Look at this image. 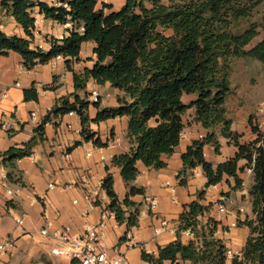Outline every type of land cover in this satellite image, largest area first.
Segmentation results:
<instances>
[{
    "label": "trees",
    "instance_id": "obj_1",
    "mask_svg": "<svg viewBox=\"0 0 264 264\" xmlns=\"http://www.w3.org/2000/svg\"><path fill=\"white\" fill-rule=\"evenodd\" d=\"M145 1L127 0L119 10L106 13L104 7L108 4L97 8L98 0H67L61 5L43 0H1V7L21 24L26 36L9 35L0 29V53H20L28 69L62 55L67 69L73 72L76 91L84 89L93 78L99 84L110 82L125 92L118 97L117 106L100 107L96 101L94 104L99 110L93 121L129 117L127 136L131 147L112 160L113 165L121 168L127 195L123 201L118 197L109 166L102 184L110 198L108 207L127 228L138 225L141 214L140 204L131 196L145 190L134 184L139 174L137 162L156 169L167 166L162 155L175 151L185 128L183 116L195 106V118L208 132L194 139L182 153L183 167L177 174L179 184L187 185L194 169L201 166L207 177L206 188L218 184L225 176L233 177L235 186L241 187L243 179L239 171L252 167L249 196L254 216L238 221L239 225L250 228V235L242 255L230 261L231 264H264V148L260 144L264 134L250 117L252 129L258 135L252 141L241 142L242 134L233 130L224 106L231 90L234 60L253 57L264 63V36L247 48L259 35L260 26L264 27V14L262 21H252L241 31L235 29L242 20L251 19L262 0H169L168 3L148 0L151 7L146 6ZM35 8L47 18L61 23L74 22L69 36L51 39L48 51L32 47ZM81 26L83 31H80ZM89 40L96 43L97 60L93 67L78 73L73 63L79 59L83 42ZM32 91L35 93L34 89L26 90L27 95ZM184 93L195 94L196 99L185 103ZM89 105L90 101L78 94L73 102L65 99L43 118L36 129L38 135L23 146H12L0 154L2 163L6 168H16L17 160L32 154L38 137L44 138L45 124L52 114L72 110L81 117L84 139L106 146L108 143L90 128ZM219 135L228 138L238 149L234 156L215 165L206 158L204 147L209 144L220 152ZM81 143L76 141L74 147ZM241 160L246 161L242 166ZM8 178L19 181L11 173ZM206 191L200 190L197 199L184 204L176 239L159 245L157 255L143 249L144 260L153 264L179 260H190L192 264H228L227 245L217 235L219 221L211 215L205 224L200 221L212 206V203H202ZM186 229L191 230V236L185 237Z\"/></svg>",
    "mask_w": 264,
    "mask_h": 264
},
{
    "label": "crops",
    "instance_id": "obj_2",
    "mask_svg": "<svg viewBox=\"0 0 264 264\" xmlns=\"http://www.w3.org/2000/svg\"><path fill=\"white\" fill-rule=\"evenodd\" d=\"M43 1L51 5H61L67 0ZM126 1L98 0L97 8H103L104 4H108L104 9L109 13L122 8ZM151 6L149 2L148 7ZM0 16L7 18L6 23L0 18V29L9 35L26 36L21 24L1 7V0ZM35 18L33 48L48 51L52 45V38L67 37L74 28V22L71 20L61 23L47 18L38 8H35ZM83 30L84 27L81 26L80 31ZM95 46L93 40L83 42L79 59L73 63L76 72L82 73L86 67H93L97 60ZM65 60L64 56L59 55L47 63H38L28 69L24 66L20 53L16 51L0 53V154L12 146H23L38 135L36 129L43 118L53 108L62 105L65 99L73 102L75 94L90 101L87 110L90 128L97 131V136L108 144L101 147L92 139H84L81 131H78L82 130V121L77 112L52 114L45 124L44 138L38 137L32 154L17 160L16 168H6L7 176L11 173L19 181L15 182L8 178L5 183L0 180V240L10 236L17 239L15 248L1 255L0 264H79L76 259L52 252V249L59 245L53 233L68 227L72 234H83L88 224H95L101 220L104 208L110 203V198L102 187L108 172L107 166L114 175V187L120 200L123 201L128 192L121 168L113 165L112 160L116 154L126 152L131 147L127 136L129 117L124 115L100 122L93 121L99 108L90 95L91 90L97 88L100 92L98 99L100 107H107L117 106L118 97L124 96L125 92L110 82L99 84L93 78L89 79L84 89L76 91L73 72L67 69ZM237 60L233 62L230 75L233 93L229 96L230 100L234 97L236 103L232 106L236 108H228L227 116L232 120L233 130L242 134L241 142H248L254 140L258 134L253 131L250 121L247 125L245 120L247 116L252 117L253 123L264 134V110L263 112L259 110L262 106L264 108V93L260 91L255 97L252 88L246 85L244 71L248 70V66L251 67V64L247 65L251 61ZM237 75L245 79L242 88L244 90L236 88ZM99 85H105L104 88L110 87L111 96H104V90H100ZM30 89H34L35 93L32 91L27 95L26 90ZM248 97L249 101L246 100ZM195 99V94H183L185 103ZM243 101L250 106L245 107ZM249 108L250 111L247 110ZM250 112L254 114L250 116ZM195 116V107L189 108L183 116L185 128L179 145L172 154L162 155L167 166L156 169L146 166L142 161L137 162L139 174L134 184L143 187L145 192L133 195L131 199L140 204L139 224L127 228L126 223L120 224L115 216L109 219L108 235L103 245L110 255L123 252L131 264H153L143 259L142 250L157 255L159 245H166L177 237L176 230H167L155 235L153 225L163 217L178 223L184 204L197 199V193L202 189L207 190L202 203L205 205L212 203L215 207L211 210V216L219 221L218 229L222 231L217 235L224 239L227 248L243 252L250 228L239 225L238 221L248 216L253 217L252 202L245 185L236 187L234 178L225 176L218 184L206 188L207 177L201 166L194 169V175L187 185L179 184L177 174L183 167L182 153L194 139L201 138L208 132L201 122L195 120ZM239 118H243V125L237 124ZM2 122L7 123V129H2ZM219 139L220 153H217L212 145L204 147L206 158L215 165L234 156L238 149L233 143H229L228 138L219 135ZM76 141L82 143L74 147ZM89 151L91 155H88ZM102 155L105 156L104 160L101 158ZM245 163V160H241L240 166ZM248 168L249 166L239 171L244 184L247 181L253 183L252 172H249ZM201 171L203 176L200 177ZM50 183H55V187H50ZM7 186L17 192L15 203L9 204ZM238 189L241 190L243 200L249 201L251 207L249 211L244 206L235 204L234 194ZM98 195H104L105 198L101 199ZM154 196L158 197V203L152 208L150 199ZM222 196L228 198L224 203L226 213L217 212L218 202ZM23 212L26 213L24 221L18 224L17 218ZM45 227L49 229L48 236L41 234ZM223 229L226 231L223 232ZM231 263L229 259L228 264ZM165 264L192 262L179 260L174 263L167 261Z\"/></svg>",
    "mask_w": 264,
    "mask_h": 264
},
{
    "label": "built area",
    "instance_id": "obj_3",
    "mask_svg": "<svg viewBox=\"0 0 264 264\" xmlns=\"http://www.w3.org/2000/svg\"><path fill=\"white\" fill-rule=\"evenodd\" d=\"M91 98L93 101H98L100 92L97 88L91 90ZM6 96V94L4 95ZM264 108L261 107L260 111L263 112ZM69 113L74 114L76 111L72 110ZM35 115V114H34ZM2 129H7L8 125L6 122L1 123ZM81 131V130H78ZM260 144L264 148V135L260 141ZM92 153L89 151L88 155ZM103 160L105 156L101 157ZM0 156V180L5 183L8 181V176L6 174V167L1 161ZM252 172V167L247 169ZM50 187H55V183H50ZM174 190V188H171ZM99 194V192H98ZM7 195L9 202L15 203L17 192L10 186H7ZM99 196V195H98ZM101 199L105 198L104 195L99 196ZM226 196H222L218 202V209L220 213H226L227 209L225 206V201H227ZM158 203V197L154 196L150 199V205L154 208ZM26 213L23 212L18 218L17 223L22 224L24 221ZM116 217L115 212L111 210L108 206L104 208L102 218L98 223L88 224L85 228L83 234H72L68 227H64L56 230L53 235L59 241V245L52 249V252L57 255H64L71 259H76L79 264H131L128 256L123 252H118L114 255H110L108 250L104 247L103 241L108 235V222L111 217ZM179 223H175L166 217L159 218L158 222L153 225V230L155 235H159L167 230H176ZM226 229H223L225 232ZM222 231L217 229V233ZM185 236H191L192 232L190 229H186L184 232ZM41 234L48 236L50 234L47 227L41 230ZM17 239L13 236L7 237L0 240V257L3 254L11 252L16 246ZM242 253L232 249H227L228 259H232L236 256H240Z\"/></svg>",
    "mask_w": 264,
    "mask_h": 264
},
{
    "label": "rangeland",
    "instance_id": "obj_4",
    "mask_svg": "<svg viewBox=\"0 0 264 264\" xmlns=\"http://www.w3.org/2000/svg\"><path fill=\"white\" fill-rule=\"evenodd\" d=\"M166 1H169V0H166ZM127 2V1H126ZM148 0L145 1V5L148 6ZM125 5V4H124ZM124 5H122L121 7H123ZM264 14V0H262L261 4L256 8L253 16L251 17L250 20H242L240 22V24L235 28L237 31H241L243 29H245L246 27H248V25L250 24V22L252 21H256V22H260L262 21V16ZM0 18L3 20V22H7V18L5 16H0ZM264 36V27L263 26H260L259 28V35H257L253 41L247 46V48L251 47L252 45H254L256 42H258L262 37ZM250 60L251 63H247L248 64H251V67L248 66V70H245L244 73H245V78L247 80V87H251L252 90L251 91H254L252 94L256 97L258 95V93L260 91H262V94L264 93V63L262 61H260L259 59L257 58H253V57H242V58H236L235 60ZM234 60V61H235ZM237 60V61H238ZM243 74V72H242ZM238 78H236V83H237V86L236 88L240 89V90H244L242 89L244 87V84H245V79L242 78L241 76L237 75ZM231 82V81H230ZM105 85H99V89L100 90H104V96H111V90H110V87L108 88H104ZM235 88V89H236ZM263 88V89H262ZM121 90V89H120ZM233 93V90L231 89L229 91V93L227 94V97H226V100L224 102V106L226 107V109H234L236 107H233L232 104L233 103H236V101H234V97L230 100L229 99V96H231ZM235 93V91H234ZM243 99V97H242ZM247 101H249V97L246 98ZM228 102V103H227ZM241 103V101H240ZM242 103H244V106L247 107V106H250L246 101H243ZM239 105V101L237 103V106ZM195 107V106H193ZM191 108V107H190ZM261 109V107L259 108V110ZM189 110V109H188ZM248 111H250V108L247 109ZM188 112V111H187ZM245 112V111H244ZM243 113V112H242ZM251 114V115H250ZM252 114H254V112H250L249 115L252 116ZM249 116L245 117V120L246 122L248 123L247 125H249ZM196 120V118H195ZM237 124H241L243 125L244 122H243V118H239L237 120ZM260 131V130H259ZM261 132V131H260ZM230 143V142H229ZM232 144V143H231ZM217 153H220V152H217ZM203 176V172L201 171L200 172V177ZM245 182L243 181L242 182V186L245 185V188L247 190V193L250 192V189H251V182L250 181H247L246 184H244ZM241 190H237L234 194L235 196V204L236 205H242L244 206L245 208H247V210L249 211L251 209L250 207V204H249V201L248 200H243L242 198V195H241ZM145 192V190H144ZM250 200L252 199L251 196H249ZM215 207L211 206L210 207V210L208 212H206L205 214H203L201 217H200V221L205 224L207 221H208V218L211 217V210H214ZM216 210V209H215ZM217 212H219V209L217 207ZM254 216V215H253ZM213 217V216H212ZM242 255V254H241Z\"/></svg>",
    "mask_w": 264,
    "mask_h": 264
}]
</instances>
